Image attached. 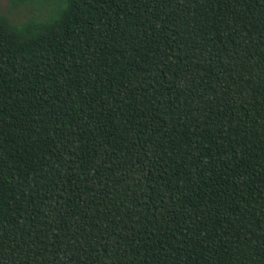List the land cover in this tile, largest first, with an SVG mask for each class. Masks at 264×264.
Listing matches in <instances>:
<instances>
[{
	"label": "trees",
	"instance_id": "trees-1",
	"mask_svg": "<svg viewBox=\"0 0 264 264\" xmlns=\"http://www.w3.org/2000/svg\"><path fill=\"white\" fill-rule=\"evenodd\" d=\"M6 1L0 264H264V0Z\"/></svg>",
	"mask_w": 264,
	"mask_h": 264
},
{
	"label": "rangeland",
	"instance_id": "rangeland-1",
	"mask_svg": "<svg viewBox=\"0 0 264 264\" xmlns=\"http://www.w3.org/2000/svg\"><path fill=\"white\" fill-rule=\"evenodd\" d=\"M1 7L6 9L7 7V1L6 0H0ZM14 18L16 19H22L25 17L26 12L23 9H14L12 12Z\"/></svg>",
	"mask_w": 264,
	"mask_h": 264
}]
</instances>
